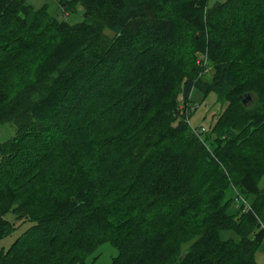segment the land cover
Listing matches in <instances>:
<instances>
[{
	"label": "trees",
	"instance_id": "obj_1",
	"mask_svg": "<svg viewBox=\"0 0 264 264\" xmlns=\"http://www.w3.org/2000/svg\"><path fill=\"white\" fill-rule=\"evenodd\" d=\"M77 3L0 0V264H258L264 0Z\"/></svg>",
	"mask_w": 264,
	"mask_h": 264
},
{
	"label": "rangeland",
	"instance_id": "obj_2",
	"mask_svg": "<svg viewBox=\"0 0 264 264\" xmlns=\"http://www.w3.org/2000/svg\"><path fill=\"white\" fill-rule=\"evenodd\" d=\"M25 1L35 9H40L42 7L46 8L52 16H55L59 19H66L69 23H76L83 19L84 8L80 3H77L74 8L65 11L59 7V0ZM192 98L195 106V113L191 118V122L195 126H205L208 128L214 121L216 116L215 114H217V112H219V110L222 108L220 103H217L216 96L214 94H211L205 98L203 93L198 89L193 90ZM14 134L15 130L13 124L6 123L0 126V142L10 138ZM7 217L10 219L13 218L11 214H9ZM17 236L18 231L0 241V249L2 247L8 248V246ZM183 250L184 252L187 250V245L184 246ZM97 254L98 256L96 258H89L87 264H112V259L117 254V250L110 243H105L98 249ZM256 260L258 264H264V240L256 252Z\"/></svg>",
	"mask_w": 264,
	"mask_h": 264
},
{
	"label": "built area",
	"instance_id": "obj_3",
	"mask_svg": "<svg viewBox=\"0 0 264 264\" xmlns=\"http://www.w3.org/2000/svg\"><path fill=\"white\" fill-rule=\"evenodd\" d=\"M190 124L192 125L193 129H194L196 132H204V131L207 130V127H205V126H200V127H198V126L193 125L192 122H191V119H190Z\"/></svg>",
	"mask_w": 264,
	"mask_h": 264
},
{
	"label": "water",
	"instance_id": "obj_4",
	"mask_svg": "<svg viewBox=\"0 0 264 264\" xmlns=\"http://www.w3.org/2000/svg\"><path fill=\"white\" fill-rule=\"evenodd\" d=\"M250 94H246L244 99H243V103L246 104L249 100H250Z\"/></svg>",
	"mask_w": 264,
	"mask_h": 264
},
{
	"label": "crops",
	"instance_id": "obj_5",
	"mask_svg": "<svg viewBox=\"0 0 264 264\" xmlns=\"http://www.w3.org/2000/svg\"><path fill=\"white\" fill-rule=\"evenodd\" d=\"M66 14V13H65Z\"/></svg>",
	"mask_w": 264,
	"mask_h": 264
}]
</instances>
